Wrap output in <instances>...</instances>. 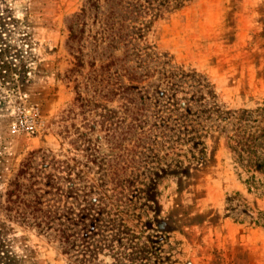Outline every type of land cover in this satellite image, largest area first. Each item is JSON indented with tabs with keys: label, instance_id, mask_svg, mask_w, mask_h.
I'll return each instance as SVG.
<instances>
[{
	"label": "rangeland",
	"instance_id": "374dc122",
	"mask_svg": "<svg viewBox=\"0 0 264 264\" xmlns=\"http://www.w3.org/2000/svg\"><path fill=\"white\" fill-rule=\"evenodd\" d=\"M124 1L126 12L117 8L114 22L122 20L134 37L141 33L129 39V57L115 70L143 64L131 53H150L165 70L199 73L216 105L264 107V0ZM93 2L0 0V264H264V172L237 167L223 121L202 130L203 153L195 159L188 137L156 160H146L151 147L139 146L129 155L134 162L122 147L132 148L138 130L131 145L127 138L117 148L103 127L85 126L101 112L124 116L117 98L100 95L84 119L76 106V91L92 100L89 65L99 68L125 49L94 52L93 21L107 6ZM83 8L82 66L71 71L68 26ZM81 133L100 142L98 153L82 151ZM15 181L21 187L8 213ZM16 208L31 213L27 224L13 218Z\"/></svg>",
	"mask_w": 264,
	"mask_h": 264
},
{
	"label": "trees",
	"instance_id": "16d2710c",
	"mask_svg": "<svg viewBox=\"0 0 264 264\" xmlns=\"http://www.w3.org/2000/svg\"><path fill=\"white\" fill-rule=\"evenodd\" d=\"M96 3L98 0H95L92 6L95 5L97 8ZM104 3L107 6L106 14L100 11L98 19L93 21V24L97 26L91 36L94 40L92 44L94 52L98 56H104L103 53L108 48H116L118 45H122L125 48L123 56L120 58L108 55L110 60L99 68H95V63L92 62L89 65L92 69L88 78L93 92L92 100L83 97L81 93L76 91L75 102L84 119L85 112L90 110L92 103H95V108L99 107L100 95L103 99L117 98L123 101L120 109L124 110L122 114L129 118V122L125 123V117L120 114L115 113L114 120L108 112H101L97 115L99 120H88L85 126L98 124L103 127L107 132L105 136L107 143L114 144L117 148L127 138H130L128 145H131L133 133L138 130V137L132 141V148L122 147L123 155L126 154V157L129 158V155L132 156L137 152V147L146 149L148 146L151 147V151L147 153L146 160H156L159 158V153L165 149L172 152L180 150L182 146L188 144V137H191L190 141L196 143L190 147L191 158L195 159L197 155L203 153L198 151L205 135L202 130L215 118L223 121L218 125L227 140L228 149L236 157L237 167L251 172H264V107H257L255 110L249 111H233L223 105H216L213 87L199 73L183 68L165 70V66L156 61L150 53H144V56L139 52L131 53L143 64L134 66L123 63L119 65V70H115L118 63L129 57L130 51L127 49L129 39H136L141 31L134 29L136 31L134 37V35L127 33L129 28L125 26L122 20L118 24L114 22L117 8L126 12L124 0H104ZM87 14L88 10L81 9L79 13L73 15L68 26V46L71 51L76 52L74 69L71 71L82 66L80 56L83 49L82 41ZM119 15L120 13H117V16ZM155 74L160 77L155 79ZM144 81H148V84L140 87ZM75 89L78 90L77 86ZM209 101L213 105H209ZM136 102L144 103L145 106L139 107ZM261 105L264 106V100ZM186 129L188 134L184 137V130ZM76 140L77 142L80 141L79 147L82 148V151L92 150L98 153L100 142L97 139L88 140L86 135L81 133ZM167 154H164V157H167ZM140 155L141 158L145 156L143 153ZM91 159L94 161L95 157L91 156ZM92 160L90 161L92 162ZM129 160L135 161L132 157ZM21 167L19 174L26 173V164H22ZM250 179L253 181V174ZM12 186L6 194L7 205L5 210L8 213L12 212L16 205L12 197L15 195L17 197L21 183L15 181ZM23 202L25 208L32 209L31 201ZM30 215L31 213L16 208L13 218L27 224ZM78 218L75 221H78ZM67 239L68 236H64V240Z\"/></svg>",
	"mask_w": 264,
	"mask_h": 264
}]
</instances>
